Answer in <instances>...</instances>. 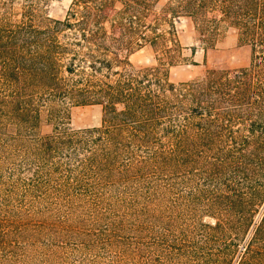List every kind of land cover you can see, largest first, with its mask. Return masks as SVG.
I'll list each match as a JSON object with an SVG mask.
<instances>
[{
	"label": "trees",
	"instance_id": "obj_1",
	"mask_svg": "<svg viewBox=\"0 0 264 264\" xmlns=\"http://www.w3.org/2000/svg\"><path fill=\"white\" fill-rule=\"evenodd\" d=\"M49 1L0 0V264L43 234V264H264V0ZM182 20L204 51L234 31L250 64L172 82ZM80 106L101 125L73 129Z\"/></svg>",
	"mask_w": 264,
	"mask_h": 264
},
{
	"label": "rangeland",
	"instance_id": "obj_2",
	"mask_svg": "<svg viewBox=\"0 0 264 264\" xmlns=\"http://www.w3.org/2000/svg\"><path fill=\"white\" fill-rule=\"evenodd\" d=\"M168 1L169 0H159V4L160 6H164ZM70 3L71 0H50L44 16L50 19H63ZM178 32L182 45L185 47L183 52L185 61L180 65L170 68L169 78L174 83L188 81L196 76H201L208 69H237L247 67L250 64L252 55L251 47L240 44L234 31H230L223 35L217 43L216 48L208 51H204L200 46H197L193 40L192 27L187 20H182L178 23ZM193 47L197 48L195 54H192L191 51ZM130 61L136 68L149 67L155 64L153 51L149 47H145L133 53L130 56ZM192 63H197V65ZM102 119L103 111L100 106H80L71 109V127L75 130L100 126ZM52 129V124L43 121L38 129V133L42 136L47 135L51 133ZM14 163V159H9L7 162L1 160L0 175L6 177L5 169L11 168ZM36 218L38 220H43V217L40 216ZM31 234H33V232H31ZM49 239L50 236L45 234L41 236L37 252L34 257L31 258L34 260L30 264H43L40 261L43 257L41 254L45 253ZM141 246L145 250L151 247L148 242L142 243ZM58 248L59 247H52L50 251L59 252ZM53 264H58V262Z\"/></svg>",
	"mask_w": 264,
	"mask_h": 264
}]
</instances>
